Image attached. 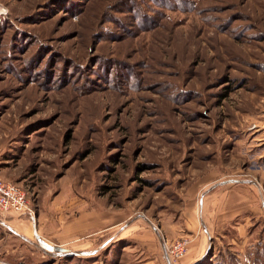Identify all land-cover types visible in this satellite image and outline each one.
<instances>
[{
	"label": "rangeland",
	"instance_id": "obj_1",
	"mask_svg": "<svg viewBox=\"0 0 264 264\" xmlns=\"http://www.w3.org/2000/svg\"><path fill=\"white\" fill-rule=\"evenodd\" d=\"M262 135L264 0H0V264H264Z\"/></svg>",
	"mask_w": 264,
	"mask_h": 264
},
{
	"label": "crops",
	"instance_id": "obj_2",
	"mask_svg": "<svg viewBox=\"0 0 264 264\" xmlns=\"http://www.w3.org/2000/svg\"><path fill=\"white\" fill-rule=\"evenodd\" d=\"M253 141H255V142H253ZM238 142H241V141H238ZM249 142L250 143H252L253 142V144H252V147H256L255 148V150L256 151H258V152H256L254 155H256L257 154V156L258 157H263L264 156V135H262V136H260L259 138L257 137V136H252V137H250V140H249ZM251 149H253V148H251ZM253 155V156H254ZM253 156L251 155V158H253ZM261 163H263V162H261ZM258 169H261V167L260 166H256L255 167V170L256 171H258ZM227 183H233V184H236V185H240V184H249V185H252V184H254V181H252V179H249V180H245V179H223V180H220V181H217V180H214L213 182H207V186H209V187H207V190H209V192L207 193V194H211V193H213V192H217V193H215V195L213 194V196H211V195H207V198H214L215 197V199L217 200V204H219V208H220V200L222 199V196H223V193H224V191H221V190H223L222 188H223V186L224 185H226ZM254 186V185H253ZM258 188V187H257ZM221 191V192H220ZM226 193H224V195H225ZM226 197H228V198H232V202L234 201L235 202V205H233V203H229V204H226L225 205V210H223V213L221 212V214H222V217H221V219L220 220H223V221H231V220H233L239 213H238V211H239V208H237L238 207V202H239V200H238V198H237V196H236V194L235 195H233V194H230V195H225ZM259 196V195H258ZM224 197V196H223ZM254 198H255V195L253 194V197H252V199H251V203H250V206L252 205H254ZM219 201V202H218ZM203 202L202 201H200V208L201 207H203V204H202ZM264 203V202H263ZM243 205V203L241 204V206ZM222 206V205H221ZM241 210H242V208L240 209V212H241ZM264 211V210H263ZM264 215V214H263ZM98 217H99V215H98ZM30 220V222H31V227H32V225H33V221H31L32 219H29ZM249 221H253V217L252 216H250L249 217ZM98 223H99V221H98ZM100 224V223H99ZM206 226H204V228H205ZM16 229V228H15ZM32 229H33V233L35 234L36 232V228L34 229L33 227H32ZM154 229V228H153ZM156 229V228H155ZM155 229H154V234H155V237H156V239L160 242V244H161V251H162V256L164 257V259L166 260V262H167V264H169V261H168V259H167V254H166V249H165V246H164V239H163V237H161V235H159V232H157V231H159V228H158V230L156 229V231H155ZM206 229V231H207V228H205ZM22 237H24V235H21ZM65 237H67L66 235H65ZM155 239V240H156ZM203 243V242H202ZM199 244H200V241H199ZM200 254V251H199V253H197V257L196 256H194V260L196 259V258H200L199 255ZM202 258V257H201ZM197 260V259H196Z\"/></svg>",
	"mask_w": 264,
	"mask_h": 264
},
{
	"label": "built area",
	"instance_id": "obj_3",
	"mask_svg": "<svg viewBox=\"0 0 264 264\" xmlns=\"http://www.w3.org/2000/svg\"><path fill=\"white\" fill-rule=\"evenodd\" d=\"M0 213L17 214L19 216L29 215L31 217L33 213L27 190L22 185L0 178ZM186 242L187 239H181L173 243L170 250L165 247L170 263H172V260L169 252L171 251L174 256H181L185 250Z\"/></svg>",
	"mask_w": 264,
	"mask_h": 264
},
{
	"label": "trees",
	"instance_id": "obj_4",
	"mask_svg": "<svg viewBox=\"0 0 264 264\" xmlns=\"http://www.w3.org/2000/svg\"><path fill=\"white\" fill-rule=\"evenodd\" d=\"M23 216V215H22ZM29 217V216H28ZM31 219V217H29Z\"/></svg>",
	"mask_w": 264,
	"mask_h": 264
},
{
	"label": "water",
	"instance_id": "obj_5",
	"mask_svg": "<svg viewBox=\"0 0 264 264\" xmlns=\"http://www.w3.org/2000/svg\"><path fill=\"white\" fill-rule=\"evenodd\" d=\"M167 259H168V256H167ZM169 261V260H168Z\"/></svg>",
	"mask_w": 264,
	"mask_h": 264
},
{
	"label": "bare ground",
	"instance_id": "obj_6",
	"mask_svg": "<svg viewBox=\"0 0 264 264\" xmlns=\"http://www.w3.org/2000/svg\"><path fill=\"white\" fill-rule=\"evenodd\" d=\"M167 254V253H166Z\"/></svg>",
	"mask_w": 264,
	"mask_h": 264
}]
</instances>
